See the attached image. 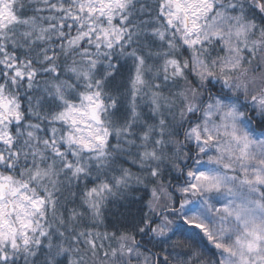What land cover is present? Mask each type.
Here are the masks:
<instances>
[{
    "label": "snow or ice",
    "instance_id": "1",
    "mask_svg": "<svg viewBox=\"0 0 264 264\" xmlns=\"http://www.w3.org/2000/svg\"><path fill=\"white\" fill-rule=\"evenodd\" d=\"M0 264H264V0H0Z\"/></svg>",
    "mask_w": 264,
    "mask_h": 264
}]
</instances>
